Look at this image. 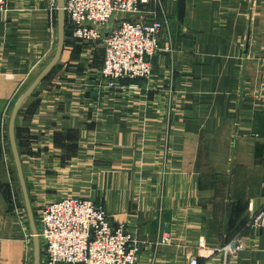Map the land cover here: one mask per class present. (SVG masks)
Wrapping results in <instances>:
<instances>
[{"label": "crops", "instance_id": "obj_1", "mask_svg": "<svg viewBox=\"0 0 264 264\" xmlns=\"http://www.w3.org/2000/svg\"><path fill=\"white\" fill-rule=\"evenodd\" d=\"M50 7L7 0L0 12V264H34L6 132L55 53ZM143 10L167 21L150 79L110 86L102 46L66 28L59 63L24 102L16 138L32 207L64 196L101 204L136 233L137 264H264V225L254 224L264 211V0H150ZM163 234L171 242L158 246ZM239 236L246 247L224 261L223 240Z\"/></svg>", "mask_w": 264, "mask_h": 264}, {"label": "built area", "instance_id": "obj_2", "mask_svg": "<svg viewBox=\"0 0 264 264\" xmlns=\"http://www.w3.org/2000/svg\"><path fill=\"white\" fill-rule=\"evenodd\" d=\"M150 0H65L67 28L81 44L103 48L101 75L110 86L122 79H150L152 58L159 50L167 21L145 18L143 8ZM7 0H0V12ZM58 9V0H50ZM171 50V45L167 46ZM15 202V201H14ZM16 203V202H15ZM264 225V212L254 218ZM38 234L43 264H137L136 233L124 222L113 223L107 210L93 200L63 197L43 205L38 213ZM163 234L157 245H168ZM242 246L227 247L238 253ZM221 251V249H220ZM193 258L190 264H197Z\"/></svg>", "mask_w": 264, "mask_h": 264}, {"label": "water", "instance_id": "obj_3", "mask_svg": "<svg viewBox=\"0 0 264 264\" xmlns=\"http://www.w3.org/2000/svg\"><path fill=\"white\" fill-rule=\"evenodd\" d=\"M66 23H67V16L65 11V0H58V41H57L55 53L52 59L40 70L37 76L33 79V81L30 83V85L26 88V90L22 93V95L15 103L8 124V134H9V141L13 154V160L16 166V170L29 218V223L33 235L34 264H41L42 243L38 234V228L35 220V215L33 212L29 189L27 186V181L25 178V173L23 170V165L21 162L20 152L17 144L16 122L24 102L38 88V86L46 79V77L52 72V70L59 63L65 46Z\"/></svg>", "mask_w": 264, "mask_h": 264}, {"label": "rangeland", "instance_id": "obj_4", "mask_svg": "<svg viewBox=\"0 0 264 264\" xmlns=\"http://www.w3.org/2000/svg\"><path fill=\"white\" fill-rule=\"evenodd\" d=\"M7 135H9L8 134V127H7ZM17 175L18 174H16L15 175V178H17V179H15V181L16 182H18L19 181V178L17 177ZM18 180V181H17ZM13 185H15V184H13ZM21 192V191H20ZM64 197H71V196H64ZM10 200H12V202H14V201H17V198H16V196L14 195V194H11L10 195ZM24 199L22 198V200H21V204H20V208H24L25 210H26V207H25V203H24V201H23ZM19 204V203H18ZM97 204V203H96ZM13 207H15V202L13 203ZM98 205H101V204H98ZM24 206V207H23ZM102 206V205H101ZM42 206H36L35 208H33V211H34V214H35V219H36V223L38 222V213H39V210H40V208H41ZM104 207V206H103ZM105 208V207H104ZM106 209V208H105ZM261 212H264V211H261ZM260 212V213H261ZM259 213V214H260ZM241 245L242 247V249H244L245 247H246V242H245V240H243V238H241L240 236L239 237H235V238H232V239H230V240H227V238H225L224 240H223V243H222V245H221V254L223 255V258H224V261H228V259L230 258V257H232V256H237L238 254H239V252L238 253H234V251H231V250H227L226 248L227 247H232V248H235V246L236 245ZM42 245V244H41ZM43 247V246H42ZM43 264V263H42Z\"/></svg>", "mask_w": 264, "mask_h": 264}, {"label": "trees", "instance_id": "obj_5", "mask_svg": "<svg viewBox=\"0 0 264 264\" xmlns=\"http://www.w3.org/2000/svg\"><path fill=\"white\" fill-rule=\"evenodd\" d=\"M66 28H67V23H66Z\"/></svg>", "mask_w": 264, "mask_h": 264}]
</instances>
